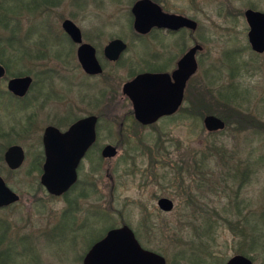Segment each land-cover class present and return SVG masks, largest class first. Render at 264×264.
Wrapping results in <instances>:
<instances>
[{
  "label": "rangeland",
  "instance_id": "obj_1",
  "mask_svg": "<svg viewBox=\"0 0 264 264\" xmlns=\"http://www.w3.org/2000/svg\"><path fill=\"white\" fill-rule=\"evenodd\" d=\"M134 1L59 0L54 15L42 16L25 9L31 0H0V60L8 66L9 75L35 72L32 56L37 52L33 47L39 38L36 35L49 33L42 27L54 16L52 25L57 37L52 44L67 50L60 29L61 20L67 18L95 34L102 30L106 33L102 41L115 36L130 44L124 57L130 61L127 65L135 61V66L120 69L119 64L116 74L125 81L130 71L138 72L148 56L133 36L130 9ZM154 1L164 10L198 24L193 32L161 37L163 46L156 43L158 38L152 39L155 51L169 49L176 52V57L194 44L202 47L196 54L198 69L186 91L181 116L145 128L134 125V120L127 117L130 106L121 99L120 85L113 95L118 97V112L114 114L106 111L112 100L106 98L107 91L112 90L106 89L99 105L86 107V113L100 115L98 145L117 146L118 155L100 162L94 181L97 192L89 191L88 198L78 201L81 210L75 220L80 226L85 214L98 209L100 226L93 217L87 220L88 228L69 232L75 225L60 221L68 208L63 199L43 195H39V202L25 199L20 204L23 210L19 206L2 211L0 220L12 226L10 241L33 233L39 238L36 245L22 244L17 252L11 250L6 264H82L90 242L123 224L134 231L144 249L160 254L167 264H200L195 260L199 254L201 264H225L237 253L249 257L253 264H264V53L251 50L243 15L246 9L264 13V0ZM18 38L32 49L30 59H20ZM61 87L56 82L54 89L59 93ZM223 88L235 95V102L227 103L229 106L218 97ZM87 94L89 99L94 98L95 88L88 86ZM56 104L54 109L58 108ZM124 114L123 128L127 132L120 136ZM205 115L227 119L230 115L231 120L223 131L207 132L202 124ZM50 119L44 124H54ZM11 121L4 125L0 120V135L8 131ZM21 123L22 133L18 136H0V176L18 192L28 193L33 191L32 183L39 173H31L27 160L18 171L9 170L3 162L4 150L11 144L28 148L32 156L39 146L40 126L26 131L27 122ZM202 158L206 159L203 167L198 164ZM90 164V160L84 164L88 177ZM159 198L172 201V210H159ZM208 221L215 228L204 234ZM46 231L51 232L44 235ZM28 242L26 239L24 244ZM202 246L207 253H202Z\"/></svg>",
  "mask_w": 264,
  "mask_h": 264
},
{
  "label": "flooded vegetation",
  "instance_id": "obj_2",
  "mask_svg": "<svg viewBox=\"0 0 264 264\" xmlns=\"http://www.w3.org/2000/svg\"><path fill=\"white\" fill-rule=\"evenodd\" d=\"M137 1L139 0H135L133 5ZM151 1L157 4L161 8V11L164 13L181 15L178 13L166 11L157 2H155L154 0H151ZM27 4H28V7L25 4L24 5L20 4V6L22 7L26 6L25 9H27L28 11H31L32 13H36L42 16H45L47 14L54 15L55 13L53 10H55L56 7L60 5L59 0H41L39 2L38 0H31V2ZM131 9H130V13L132 16L133 36L136 38V40L139 43H142V46L145 48L146 52L148 53V56L147 58L143 57V58H146V59H143L144 63L142 62V64H140V62H138L140 65H142V67L138 69V72L130 71L125 81H122V79L117 78L116 74L124 66L129 67V69L131 68L133 69L134 68L133 66H135V61L132 62L131 65H127L130 61L128 60V58L124 57L125 54H127L130 51L129 50L130 44L124 39L115 37V36L106 37L105 40L102 41V38L106 34L102 32V30H99V31L96 30L97 34H95L94 31H88V30H84L83 28L78 27V25H76L75 22L67 18H63L60 22L61 32L68 43L67 50L63 49L62 45L54 46L52 44V41L55 39V37H57L53 29V25H52L54 16H51L49 23H46V24L42 23L43 24L42 29H46V31H48L49 33H46V34L40 33L36 35L39 38L35 40L33 47L36 48L37 52L35 53L34 56H32L34 57L32 61H35V64H36L34 65L35 72L31 71L25 74L9 75L10 73H9L8 66L5 65L0 60V67L4 71V74L0 76V100H1L0 111L2 113V116H0V120L2 121L4 125H6V122L8 120L13 121V123L11 121V124L9 125L10 128L8 129V131L5 134H1L0 136L1 137L10 136V135L18 136L19 132L22 133L21 121L23 122V120L27 122L26 124L27 126L25 127L26 131L35 130L39 126L41 130L39 146L35 147V149L33 148L35 150L33 152L34 153L33 156L31 152L28 151L29 150L28 148L26 149L24 146L18 145L16 143L11 144L7 148H5L4 153L9 147L14 146V145L20 146L23 150L22 164L16 170H11V171L20 170L24 162H26L27 160L28 164L32 168L31 173L36 171V173H39V175L37 176V179L35 178L32 183V190L34 192L33 191H30L28 193H26L25 191L23 193L18 192L17 188L16 189L13 188L11 184H9L7 181H4L6 186L18 196V200L7 206L0 207V212L2 211L6 212L7 210H11L12 208L19 207L20 204L25 199L30 200V202H35V201L39 202L41 201V197L39 195H43L53 200L63 199L66 202V205H68V208L63 213L62 220L60 219V221H63L65 223H67V221H72V225H75V227L70 229L69 232L78 233V231L88 228L87 220L92 219L93 217H95L96 221H98L97 222L98 226H100L102 216H101V213L98 211V209H96V211L93 214H87V215L85 214L86 217H83L82 219L83 223H81L80 226L79 225L77 226L76 225L77 223H75V220L77 219V214L81 210V206L79 205L78 201H80L81 199L88 198L89 191L94 190L95 192H97L96 191L97 186L94 181L97 180L95 176L98 173L100 162L103 159L109 160L102 156V151L104 147L107 145H98L101 117L100 115L95 114V113L87 114L86 107H90V108L94 106L97 107L99 105L100 99L104 97L105 95L104 93L105 90L108 89L109 91L112 90V92L107 91L106 98L109 97L112 100L109 99V102L110 101L111 102L110 104H107L106 111L113 112L112 114L118 112L117 104H116V102L118 101V97L115 98L113 97V95L114 93H116L115 92L116 88H119V85H120L121 99L126 100L130 106V110L127 112V117L134 120L133 121L135 122L134 125L145 128V127L153 126L161 121L165 122L167 120L171 121L174 119H178L181 116L182 110H183V104L186 100L185 99L186 91L189 87L190 81L192 80L194 75L197 73V71L187 81L185 90H184V97H183L182 103L178 106V108L171 114L161 116L153 124L143 125L135 119L134 111H133V103L130 100V98L123 93V87L125 84L133 82L139 75L153 74V75H167L169 77L167 87L171 89L174 84L172 75L178 68V62L182 59L183 55L191 47L187 49L183 54H180L179 56L176 57L175 55L176 52L170 51L169 49L166 52L164 50V47H163V50H164L163 52L160 50L155 51V44L153 42L154 40L152 39L155 37L158 38V40L155 39L156 43L159 44V46L161 45L163 46L162 40L160 39L161 37L171 38V37L181 34L183 31H189V32H193V31L187 28H180L179 30L174 31V30H169L166 28H159V27L154 26V27H151L148 30V32L144 34L138 33L134 29V17L132 15ZM181 16H184V15H181ZM65 21L72 22L74 26L78 29L79 36H80L79 42L73 40L70 34H68L65 31L63 27V24ZM25 37L30 38L31 36L26 35ZM16 40L19 44L17 48H19V51L22 53V55L20 56L21 57L20 59L21 60L30 59L32 55V49H30L29 47H26L24 45V42H22L20 38ZM96 40L98 41L100 40V41L97 43ZM117 40L122 41L125 45V48L118 56H115L114 51L111 49V44ZM84 46H90L92 48V52L94 54L96 62L101 70L99 73H91V72L86 71L83 68L79 60V55L83 56V51H85L83 50ZM119 64L122 65L120 69H118ZM60 74H63V75H60ZM23 77H30L31 84L29 85L28 89L22 95H19L9 89V82L12 79L23 78ZM97 81L99 82L97 83ZM56 82L61 84L62 92L58 93L56 89H54L56 87ZM88 86L95 88L96 96L92 99L88 98V94H87ZM132 89H136L140 91V88H137V87H133L130 90ZM167 92L172 94L173 90H167ZM56 102H57L56 107L58 108L57 109L55 108L56 109L55 110L54 105ZM122 116L123 117L121 118L120 128L118 130V134L120 136L124 135L123 132L125 133L127 132V129L123 128L124 122L126 120V115L124 114ZM88 117L96 118V122L94 126L95 141L85 152L83 158L81 159L80 163L77 166L76 180H75L76 182L66 192H64L61 195L50 194L46 190V188L42 185V182H41L43 166L46 161L45 147H44V135L47 130H53V129L58 130L60 134H63L66 131H68L72 125ZM48 119L52 120L54 124L52 123L44 124ZM224 124L226 128V123L224 122ZM215 132H220V131H215ZM128 133H129V130H128ZM54 134L56 133L54 132ZM48 142H50L53 146L56 147L59 144H61V139L57 137V135H54L53 139L50 141L48 140ZM116 147H114L116 149L115 157L118 155V147L117 148ZM4 153H3V162H4ZM87 160H90V163H91L90 164L91 170L89 173V177L86 175V173H84L85 172L84 164ZM83 181H89V182L85 184V182ZM20 208H22V206H20ZM28 208H29V205H28ZM22 210H18L17 212L20 211L19 213H22ZM68 216L70 217L68 218ZM11 227L12 226H10L9 223H7L4 219L0 220V264L7 263L6 259L11 250H15L17 252L18 247L22 244L29 245V243H32L36 245L35 242L37 243V240L39 238V235H35L36 233H33L30 236L21 237L19 241H16L18 239L17 237L15 238V242L10 241L9 234H12V232H10ZM19 232L20 231H16L15 233H19ZM49 232L51 231H48V232L46 231L43 234L45 235V234H48ZM99 233H102V232H99ZM32 235L33 237H31ZM100 235L101 234H99V236ZM99 236L97 237L98 239L95 238L92 241V243L91 242L89 243L87 252L92 248V246L96 242H98L99 240L103 238V237L100 238ZM26 239L30 240V242L24 244V241ZM32 239H34V241ZM87 252L85 253V255L87 254ZM236 256L245 257L251 262V264H253L252 260L249 257H246L238 253L228 258L225 264L230 259ZM83 259H82V263H83Z\"/></svg>",
  "mask_w": 264,
  "mask_h": 264
},
{
  "label": "water",
  "instance_id": "obj_3",
  "mask_svg": "<svg viewBox=\"0 0 264 264\" xmlns=\"http://www.w3.org/2000/svg\"><path fill=\"white\" fill-rule=\"evenodd\" d=\"M134 17V29L144 34L151 27L166 28L177 31L187 28L191 31L197 29V22L181 15L167 14L151 0H139L131 9ZM248 26L247 40L251 50L256 54L264 53V13L252 9H246L243 13ZM65 31L73 40L79 42L78 29L70 21L63 24ZM125 48L122 41L117 40L111 44L115 56H118ZM83 56L79 60L83 68L91 73H99L101 70L96 62L92 48L84 46ZM200 45L191 47L178 62V68L173 73V87L169 89L167 75L142 74L133 82L123 87V93L133 103L135 119L143 124H153L161 116L173 113L182 103L184 90L189 78L197 71L196 53L201 51ZM86 55H85V53ZM112 57V55H111ZM4 71L0 67V76ZM31 84L30 77L16 78L9 82V89L22 95ZM140 88V91L132 89ZM160 89V90H159ZM167 90H173L172 94ZM96 118L88 117L72 125L68 131L60 134L58 130H47L44 135V147L46 161L41 175L42 185L50 194L61 195L66 192L76 181V169L85 152L95 141ZM202 124L207 132L221 131L225 128L224 122L213 115L203 118ZM54 132L56 134H54ZM54 135L61 139V144L53 146L48 140ZM116 149L110 145L104 147L102 156L106 159L114 158ZM4 162L8 169L16 170L23 162V150L20 146H11L4 153ZM18 200V196L12 192L0 176V207L7 206ZM158 208L163 212H169L173 205L167 198L157 201ZM82 264H167L160 254L142 248L134 232L127 226L109 230L105 236L96 242L87 252ZM226 264H251L242 256L230 259Z\"/></svg>",
  "mask_w": 264,
  "mask_h": 264
},
{
  "label": "trees",
  "instance_id": "obj_4",
  "mask_svg": "<svg viewBox=\"0 0 264 264\" xmlns=\"http://www.w3.org/2000/svg\"><path fill=\"white\" fill-rule=\"evenodd\" d=\"M230 88V87H229ZM229 88H223L224 89V91L223 90H219V98L222 100V101H224V104L225 105H228L227 103H229V105H231L232 103H234L235 102V95L234 94H232L231 93V91H230V89ZM228 93V94H227ZM231 103V104H230ZM228 105V106H229ZM200 109H202V108H200ZM205 116H207V115H205ZM205 116H203V118L205 117ZM221 117V116H220ZM224 116H222L221 118L222 119H224L223 121L225 122V123H228V120H231V117H230V115L228 116V118L229 119H227V117L225 116L224 118H223ZM237 117H239V116H237ZM220 118V119H221ZM244 121H245V118L243 119ZM249 121V120H248ZM206 159L205 158H202L201 159V161L200 162H198V164L200 165V166H205V161ZM127 161H128V159H127ZM214 228H215V226L211 223V222H207L206 223V225L204 226V234L206 233L205 231H207V233H209V232H211V230H214ZM203 247V246H202ZM201 248H199V250H200ZM202 253H207V251H205V248L203 247V250H202ZM199 257L201 258V255L199 254ZM199 257H197L196 256V261L198 262V261H201L200 262V264L201 263H203V261L201 260V259H198Z\"/></svg>",
  "mask_w": 264,
  "mask_h": 264
}]
</instances>
